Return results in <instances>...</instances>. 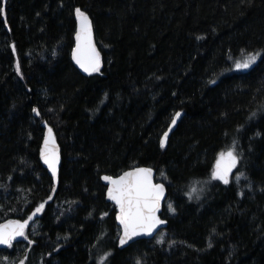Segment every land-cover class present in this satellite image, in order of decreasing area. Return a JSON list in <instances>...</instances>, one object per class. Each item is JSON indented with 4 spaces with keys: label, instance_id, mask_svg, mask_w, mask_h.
Instances as JSON below:
<instances>
[{
    "label": "trees",
    "instance_id": "1",
    "mask_svg": "<svg viewBox=\"0 0 264 264\" xmlns=\"http://www.w3.org/2000/svg\"><path fill=\"white\" fill-rule=\"evenodd\" d=\"M0 8V224L45 203L27 240L0 247V264H96L102 252L109 264H264V0H0ZM77 8L91 16L103 56L92 75L72 58ZM257 52L251 69L230 71ZM44 121L62 150L58 186L42 165ZM233 141L241 158L232 182L211 180ZM138 165L155 167L168 187V226L121 249L101 177ZM240 172L248 179L237 183Z\"/></svg>",
    "mask_w": 264,
    "mask_h": 264
},
{
    "label": "snow or ice",
    "instance_id": "2",
    "mask_svg": "<svg viewBox=\"0 0 264 264\" xmlns=\"http://www.w3.org/2000/svg\"><path fill=\"white\" fill-rule=\"evenodd\" d=\"M4 3H6V0H4ZM0 15H4L6 19V13L3 8H0ZM75 15L79 21V28L75 33L76 46L72 52V58L85 73L89 75L99 73L102 60L100 51L97 49L93 39L92 22L87 14L79 8L75 9ZM199 38L203 39V37ZM12 49L15 51L14 44ZM261 55L262 53L259 52L248 54L241 60L234 61V67L237 71L249 70L257 63ZM16 67L17 71H19V61H17ZM210 83L215 84L216 81L212 80ZM33 111L37 116L40 115L39 109H33ZM181 115L180 112L175 113L174 117L171 118L172 126L176 125ZM254 115L255 113H253ZM167 139L168 134L165 133L161 140L162 147L167 143ZM41 155L44 163L51 170L53 179L59 183L58 164L60 158L50 127L48 128V136L44 139V149ZM240 158L237 152V142L233 141L226 152L221 151L218 154L215 167L211 173V179L221 181L225 185L231 183L232 172L239 164ZM152 176L153 170L151 168L138 167L124 172L119 177L114 178L107 175L103 177V180L109 185L107 188L108 199L114 201L119 208L117 219L122 226V234L119 237V245L121 247L134 242L137 237L151 236L161 225L167 223V220L161 219L159 215L165 196V187L164 184L153 183ZM241 178L248 179L243 172H240L235 177L236 182L239 183ZM248 187L251 188L250 183ZM197 191V187H192L189 197L191 198V194ZM53 192H55V188H53ZM240 195L243 196V192H240ZM48 199L51 200L52 196L50 195ZM44 208L45 203H41L26 220H9L5 224H0V245L12 247L13 242L18 237L27 240L29 222L33 220L37 213H42ZM168 210L173 213L176 211L171 204L168 205ZM104 215L106 216L107 213H104ZM29 242L35 243V241ZM157 242L163 244V236ZM175 243V241H172V244ZM208 246L212 247L211 242H209ZM107 258V256L104 257V260L106 261ZM4 259L7 260V257ZM21 264H24V262L21 261ZM137 264H140V262L138 261Z\"/></svg>",
    "mask_w": 264,
    "mask_h": 264
},
{
    "label": "water",
    "instance_id": "3",
    "mask_svg": "<svg viewBox=\"0 0 264 264\" xmlns=\"http://www.w3.org/2000/svg\"><path fill=\"white\" fill-rule=\"evenodd\" d=\"M87 14V13H86ZM87 16L90 18V20H91V22H92V29H93V39H94V42H95V44H96V47H97V49L99 50V48H98V46H97V43H96V38H95V31H94V25H93V21H92V18H91V16L90 15H88L87 14ZM78 28H79V21H78V19H77V28H76V31L78 30ZM75 38V37H74ZM75 46H76V40H75V44H74V47H73V50H74V48H75ZM73 50H72V52H73ZM100 51V50H99ZM100 54H101V60H102V64H103V56H102V53H101V51H100ZM74 61V60H73ZM74 63H75V61H74ZM76 64V63H75ZM76 66L80 69V67H79V65H77L76 64ZM102 66V65H101ZM81 70V72L82 73H84L85 75H89V74H87V73H85L82 69H80ZM181 117L183 116V112H181ZM181 117H180V119H181ZM179 119V120H180ZM179 120L177 121V123H176V125L175 126H172V125H170V127L168 128V130L165 132V133H167L168 134V139H167V143L164 145V146H167V144H168V141H169V138H170V136H171V134L174 132V130L176 129V127H177V124H178V122H179ZM44 126H45V128H46V130H47V132H46V136H45V138H47V136H48V128L50 127L51 129H52V132H53V136H54V141H55V144H56V146H57V150H58V153H59V164H58V176H59V183H60V171H61V165H62V150H61V146H60V143H59V141H58V139H57V135H56V133H55V130L53 129V127L51 126V125H49L48 123H47V121H44ZM169 129H171L170 131H169ZM43 149H44V142H43V145H42V151H43ZM42 151H41V153H42ZM41 160H42V165L48 170V172H49V174L51 175V177L53 178V176H52V172H51V170L48 168V166L44 163V160H43V157H42V155H41ZM151 168L152 170H153V176H152V179H153V183H156V184H164V187H165V196H164V200L162 201V204H161V210H160V213H159V215L161 216V219H165V220H167V223L166 224H164V225H161L151 236H141V237H137L136 239H135V241L134 242H130L128 245H125V246H123V247H121L120 245H119V237H120V235L122 234V226L120 225V223H119V220L117 219V217H118V215H119V208H118V206L114 203V201H112V200H110V199H108V196H107V188L109 187V185H108V183L105 181V180H103V177L105 176V175H107V176H112V177H119L120 175H123V173L124 172H127V171H131V170H133V169H135V168ZM157 175H158V173H157V169L155 168V167H153V166H150V165H138V166H135V167H132V168H129V169H127V170H125V171H123L122 173H120V174H118V175H111V174H103L102 175V177H101V179H102V182L106 185V200L108 201V202H110V203H112L114 206H115V208H116V214H115V219H116V223H117V225L120 227V234H119V236H118V246H119V248H125V247H128L129 245H131V244H133V243H135V242H137L138 240H142V239H153V238H155L161 231H163V230H165L166 229V227L168 226V219L167 218H165L164 216H163V212H164V206H165V203H166V200H167V198H168V187H167V185L163 182V181H159V180H157ZM53 181H54V183H55V185H59V183H57L54 179H53ZM45 209V208H44ZM43 209V210H44ZM43 210H42V212H43ZM41 214L42 213H37L36 214V216L33 218V220L32 221H30L29 222V227L41 216ZM27 218H17V219H11V220H21V221H23V220H26ZM8 221H5V222H3V223H1V224H5V223H7ZM29 227H28V229H29ZM27 229V230H28ZM20 239H22V237H18L17 238V240L16 241H14L13 243H16V242H18ZM0 247H8V246H6V245H0ZM22 261V260H21ZM21 261H17V262H15L14 264H21ZM24 262V261H23ZM24 264H26L25 262H24Z\"/></svg>",
    "mask_w": 264,
    "mask_h": 264
},
{
    "label": "rangeland",
    "instance_id": "4",
    "mask_svg": "<svg viewBox=\"0 0 264 264\" xmlns=\"http://www.w3.org/2000/svg\"><path fill=\"white\" fill-rule=\"evenodd\" d=\"M259 53H261V52H259ZM242 58H244V57H242ZM242 58H239V59H237V60H241ZM236 61V60H235ZM230 71H237L236 69H235V67H234V64H233V67H232V69L230 70ZM244 71H246V70H244ZM212 180V179H211ZM208 186V183H205L204 185H203V190L206 188ZM200 194V193H199ZM200 195H198V197H199ZM119 233H120V229L118 230V235H119ZM109 257V254H107V252L105 253V252H102L101 253V255L99 256V258H98V262H96V264H109V260H108V258H107V260L105 261L104 260V257Z\"/></svg>",
    "mask_w": 264,
    "mask_h": 264
}]
</instances>
